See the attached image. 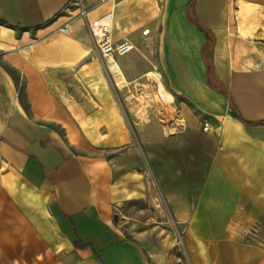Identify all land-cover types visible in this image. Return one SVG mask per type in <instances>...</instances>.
Masks as SVG:
<instances>
[{"label": "crops", "instance_id": "obj_1", "mask_svg": "<svg viewBox=\"0 0 264 264\" xmlns=\"http://www.w3.org/2000/svg\"><path fill=\"white\" fill-rule=\"evenodd\" d=\"M83 2L0 0V264H264V0Z\"/></svg>", "mask_w": 264, "mask_h": 264}, {"label": "built area", "instance_id": "obj_2", "mask_svg": "<svg viewBox=\"0 0 264 264\" xmlns=\"http://www.w3.org/2000/svg\"><path fill=\"white\" fill-rule=\"evenodd\" d=\"M98 1L104 3L107 1H117V0H98ZM76 6L79 10V16L87 20L88 10L84 6L83 0H76ZM89 27L95 39L99 52L105 57L114 56L115 54L119 56H124L134 49V46L127 42L121 44L112 43L108 38L109 27L107 25L102 24L101 22L89 23ZM68 30H69V24H66L61 28V31L63 33H67ZM148 33L149 30L144 31V34H148ZM181 126H183V124H181ZM205 129L207 130L208 128Z\"/></svg>", "mask_w": 264, "mask_h": 264}, {"label": "rangeland", "instance_id": "obj_3", "mask_svg": "<svg viewBox=\"0 0 264 264\" xmlns=\"http://www.w3.org/2000/svg\"><path fill=\"white\" fill-rule=\"evenodd\" d=\"M110 68L114 72L118 71V70H114L112 67H110ZM118 72H120V71H118ZM154 76H155V79L157 80L158 75H154ZM150 89H151V93H152V97H153L154 102L156 104H160L161 107L164 109L165 116L161 115V117L164 118L165 120H167V122L170 120H173L175 118V110L171 106L166 105V104H169L172 102V96L165 90L164 87L160 86L158 80L156 82V89H155L154 82H152ZM155 92H156V95H155ZM159 100L164 104L160 103ZM145 207H146L145 204L140 205V208H142V210ZM185 264H187V263L185 262Z\"/></svg>", "mask_w": 264, "mask_h": 264}, {"label": "trees", "instance_id": "obj_4", "mask_svg": "<svg viewBox=\"0 0 264 264\" xmlns=\"http://www.w3.org/2000/svg\"><path fill=\"white\" fill-rule=\"evenodd\" d=\"M189 17L191 19V21L198 27H200L201 29H203L206 34H207V38H208V42L207 44L203 47V57L205 58V60L207 61V65H208V70H209V76H208V81L209 84L211 86H215L214 82H213V64L212 62L209 60V56L211 55V47L214 44V37L212 35V33L207 30L206 28H204L201 24L198 23V21L193 17L192 15V5L189 8Z\"/></svg>", "mask_w": 264, "mask_h": 264}, {"label": "bare ground", "instance_id": "obj_5", "mask_svg": "<svg viewBox=\"0 0 264 264\" xmlns=\"http://www.w3.org/2000/svg\"><path fill=\"white\" fill-rule=\"evenodd\" d=\"M111 61H112V60H111ZM110 66H111L113 69L117 68L116 65H115L113 62H111ZM157 80H158L159 84H160L162 87H164V85L161 83V79H160V76H159V75L157 76Z\"/></svg>", "mask_w": 264, "mask_h": 264}]
</instances>
